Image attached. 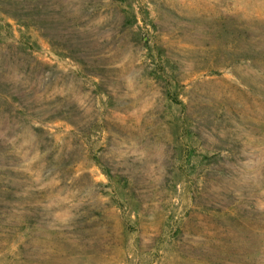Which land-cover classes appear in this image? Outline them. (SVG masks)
Instances as JSON below:
<instances>
[{"label":"rangeland","instance_id":"obj_1","mask_svg":"<svg viewBox=\"0 0 264 264\" xmlns=\"http://www.w3.org/2000/svg\"><path fill=\"white\" fill-rule=\"evenodd\" d=\"M46 1L0 13V264H264V0Z\"/></svg>","mask_w":264,"mask_h":264},{"label":"trees","instance_id":"obj_2","mask_svg":"<svg viewBox=\"0 0 264 264\" xmlns=\"http://www.w3.org/2000/svg\"><path fill=\"white\" fill-rule=\"evenodd\" d=\"M55 2L58 3L57 14H65L62 12L59 0H55ZM47 6L46 0H0V13L15 21L19 26L36 28L41 36L48 39L49 35L44 29H47L52 22L49 23L46 18ZM66 19L68 21L75 20V16Z\"/></svg>","mask_w":264,"mask_h":264}]
</instances>
